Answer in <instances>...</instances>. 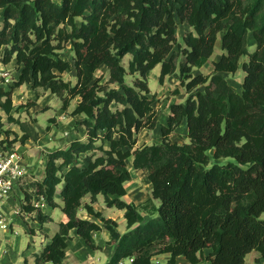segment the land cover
I'll return each instance as SVG.
<instances>
[{
	"label": "trees",
	"instance_id": "trees-1",
	"mask_svg": "<svg viewBox=\"0 0 264 264\" xmlns=\"http://www.w3.org/2000/svg\"><path fill=\"white\" fill-rule=\"evenodd\" d=\"M179 23L192 29L184 48ZM219 34L224 54L213 73L193 76L213 56ZM67 44L73 62L59 54ZM176 47L185 58L179 68ZM0 60L18 68L14 84L6 88L0 80V110L7 117L14 91L25 84L61 98L64 109L78 99L72 116H84L77 125L86 140L49 152L42 178L20 190L22 213L36 214L39 224L52 219L32 205L35 199L60 207L67 218L34 264H63L71 231L91 250H102L94 235L103 226L78 215L87 196L84 210L115 245L106 264H156L162 255L169 256L166 264H179L180 257L190 264H245L254 251L256 263L264 264V0H0ZM159 65L160 84L179 70L190 94L171 105L161 143L137 147L138 134L157 127L148 79ZM102 67L117 89L102 87L95 76ZM239 69L245 73L241 93L223 76ZM73 72L74 85L62 77ZM128 73L138 76L132 86ZM200 86L204 90L193 93ZM182 124L189 142H172ZM2 128L0 113V138ZM131 159L151 184L141 206L123 200ZM99 195L107 207L125 211V233L94 209Z\"/></svg>",
	"mask_w": 264,
	"mask_h": 264
},
{
	"label": "rangeland",
	"instance_id": "rangeland-1",
	"mask_svg": "<svg viewBox=\"0 0 264 264\" xmlns=\"http://www.w3.org/2000/svg\"><path fill=\"white\" fill-rule=\"evenodd\" d=\"M58 2L59 0H54ZM83 22V18L77 19V24ZM192 29L183 23H179L178 27V43L179 47H185L184 37ZM223 34H219L218 40L215 46L214 54L209 59L207 63L199 68H194L192 70V75H210L213 73L214 67L213 63L218 61L220 57L224 54L221 46V38ZM249 39L250 47L249 52L253 53L256 50L255 44L252 41V37ZM60 56L64 60L73 62V53L71 52V45L67 44L65 50L59 52ZM177 67L185 61L180 48H175ZM131 56H126L123 59V65L125 66L127 72H129V62ZM247 58L241 60L242 63L247 62ZM1 62V60H0ZM5 66L0 63V69ZM17 65L12 63L9 65L4 72L8 73L11 79L10 84H3L6 88L12 83H15L17 78ZM161 66H157L150 74L148 79V86L150 88V97L154 99V110L157 112V127L153 130H143L138 134L137 147L143 145L159 144L162 140L161 127L166 125L168 115L170 114V108L173 104L185 103L189 97V92L185 87L188 82L187 77L180 75L179 70L175 76L167 77L164 84H160ZM96 78L101 79L102 87L107 90L117 89V84H109V73L105 67L100 68L96 74ZM224 77L228 79V82L236 89L237 92H242V84L244 81L245 73L242 69L232 75L223 74ZM63 79L65 81H70L72 85L76 83L75 73L64 74ZM137 75L126 76V84L134 85L136 82ZM2 76L0 74V80ZM138 79V78H137ZM204 86L196 88L193 93L198 91H203ZM79 100L74 99L70 102L68 109L63 108V100L57 96L51 94L50 91L46 89H32L29 85H23L17 88L13 93V104L14 109L12 111V118L7 117L1 110L0 113L3 117V130L0 138L1 140H6L9 142V147L18 149L24 157L25 163L27 164V175L20 182V189H28L35 181H38L43 176V170L45 161L49 152L55 149L66 148L69 142L74 138H83L85 135V129L77 123L84 119V116H72V112L77 107ZM113 109L121 108L114 104ZM29 135L30 139L23 144L21 139ZM171 141L178 144H185L189 142L187 137V126L182 124L175 132L171 135ZM86 139L84 138V141ZM13 142V144H10ZM220 160L218 162H222ZM128 167L132 175L130 182L126 184L127 195L124 201L129 203H135L136 205H143L151 197V184L147 179V173L142 170H135L132 167V159L128 162ZM31 191V189H30ZM19 192V190H18ZM19 200V198L17 197ZM59 199V198H58ZM90 197L83 202L84 205L90 203ZM91 200V199H90ZM22 202V199H21ZM20 203V202H19ZM21 204V203H20ZM19 204V206H20ZM99 204V203H98ZM100 206L98 211L107 219H112L118 223V230L121 233L127 231V223L124 216L120 214L125 213L124 210H118L116 208H109L104 203V198H100ZM153 204H149L147 207H152ZM40 211L50 209L49 205L43 204ZM84 214L88 215L85 212ZM97 211V210H96ZM56 213V212H55ZM120 213V214H119ZM33 215H22L14 216L13 220L10 222L13 224L14 232L9 229V231H0V264H34L35 255L34 253H40L43 245L45 244V234L40 230V225L34 222ZM61 215H63L61 213ZM92 220L97 221L103 229L100 234L96 233V244L102 246V250H91L86 244L85 249L79 251L78 253H73L71 249H68V257L63 262V264H106L109 261V251H103L106 246L104 239L106 238V229L104 225L92 217ZM122 218V219H121ZM264 218V215H263ZM29 227H37V233L32 235L28 231ZM47 226H50L47 225ZM46 226V227H47ZM45 227V228H46ZM45 230V229H44ZM18 232V234H16ZM36 232V229H35ZM31 244V247L29 245ZM260 257L258 252H252L246 258L245 264H257L256 258ZM160 264H164L163 257H158ZM157 259H155L156 261ZM52 264V263H46ZM125 264H129L125 262Z\"/></svg>",
	"mask_w": 264,
	"mask_h": 264
},
{
	"label": "built area",
	"instance_id": "built-area-1",
	"mask_svg": "<svg viewBox=\"0 0 264 264\" xmlns=\"http://www.w3.org/2000/svg\"><path fill=\"white\" fill-rule=\"evenodd\" d=\"M0 74L5 84L11 83L7 72ZM25 162L23 154L18 149L9 147L8 144L0 145V231L2 232H7L10 228L14 232L13 224L10 222L14 216L22 215V195L19 186L27 175L28 166ZM43 204H46L43 198L32 202V205L38 209L42 208Z\"/></svg>",
	"mask_w": 264,
	"mask_h": 264
},
{
	"label": "crops",
	"instance_id": "crops-1",
	"mask_svg": "<svg viewBox=\"0 0 264 264\" xmlns=\"http://www.w3.org/2000/svg\"><path fill=\"white\" fill-rule=\"evenodd\" d=\"M1 63V62H0ZM2 64V63H1ZM12 64V63H11ZM11 64H9V65H11ZM3 65V64H2ZM9 65H4L5 67L4 68H1L0 69V72H4L5 70H6V68L9 66ZM169 116V115H168ZM84 138L86 139V132H85V135H83V138L81 137V138H79L81 141H84ZM75 139V138H74ZM73 140V139H72ZM71 140V141H72ZM70 141V142H71ZM69 142V143H70ZM69 145V144H68ZM65 149V148H64ZM45 163H46V161H45ZM101 196L102 195H99L98 197H97V202L93 205V207H94V209L95 210H99V208H101V206H100V198H101ZM103 197V196H102ZM104 198V197H103ZM126 198V196L123 198V199H125ZM85 199H87V197H85L84 199H83V202H84V200ZM89 201H90V199H89ZM82 202V203H83ZM128 202V201H127ZM58 203L62 206V202L60 201V199L58 200ZM99 203V204H98ZM43 212L44 213H46L47 215H49L50 217H51V221H49V222H47L46 224H44V225H42V224H39L38 222H36V221H34L36 224H38V225H40V230H42L43 231V233L45 234V244L43 245V248L48 244V243H50V241H51V238L59 231V227H60V224L61 223H66L67 222V218H66V216L63 214V212L61 211V208L59 207V208H56V209H52L51 207H50V209L48 210V211H46V210H43ZM56 212V213H55ZM86 212V211H85ZM98 212H100V211H98ZM61 213L63 214V215H61ZM87 213V212H86ZM120 214V213H119ZM79 217L80 218H83V219H88V220H92V218H91V216L88 214V215H85L84 214V210H83V208L79 211ZM125 215V213H123L122 212V214H120V216L122 217V216H124ZM107 219H109V217H107ZM122 219V218H121ZM96 223H98L97 221H96ZM50 224V226H47V225H49ZM99 224V223H98ZM47 226V227H46ZM46 227V228H45ZM35 229H36V232H35ZM45 229V230H44ZM28 231H29V233L30 234H32V235H35L36 233H37V227H29L28 226ZM98 234H100V232L98 233ZM123 234V233H122ZM106 238L104 239V241L106 242V246H105V248L103 249V251H109V260H110V258H111V256H112V254H113V252H114V249H115V245L114 244H109V242H110V236H109V234H108V232L106 231ZM70 237H71V239H70V241H69V247H68V249H71L72 250V252L73 253H78L79 251H81V250H83V249H85V248H87L86 247V245H85V243H84V241L76 234V232L75 231H71V233H70ZM94 239H95V241H97V239H96V235H94ZM29 247H31V244L29 245ZM43 248H42V250H43ZM41 250V251H42ZM67 252H68V250H67ZM36 254H38V253H34V255H36ZM68 253H67V257H68ZM158 257H163V259L162 260H164L165 262H164V264H166V261L169 259V256L168 255H162V256H158ZM158 257H155L154 258V261H155V259H157L156 261H155V263L156 264H160L159 263V261H158ZM67 259V258H66ZM178 262H179V264H190L186 259H184V258H182V257H180V258H178ZM34 263H35V261H34ZM129 263V262H128ZM201 264H207L206 262H203V263H201Z\"/></svg>",
	"mask_w": 264,
	"mask_h": 264
}]
</instances>
